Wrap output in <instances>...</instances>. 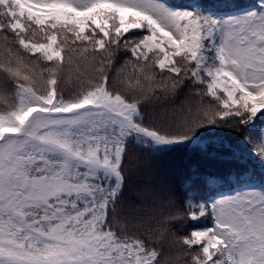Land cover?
Here are the masks:
<instances>
[{
    "label": "snow or ice",
    "instance_id": "1",
    "mask_svg": "<svg viewBox=\"0 0 264 264\" xmlns=\"http://www.w3.org/2000/svg\"><path fill=\"white\" fill-rule=\"evenodd\" d=\"M0 264H264V0H0Z\"/></svg>",
    "mask_w": 264,
    "mask_h": 264
},
{
    "label": "trees",
    "instance_id": "2",
    "mask_svg": "<svg viewBox=\"0 0 264 264\" xmlns=\"http://www.w3.org/2000/svg\"><path fill=\"white\" fill-rule=\"evenodd\" d=\"M180 100H183V96H181ZM177 103H180V101H177ZM143 155L145 159L151 162L152 167L167 180L168 184L172 187L174 195L177 197L182 195L185 181L194 178V174H211L222 171L224 167L220 162L187 154L181 150L159 157H151L147 154ZM139 187V182L131 185L128 189V196L135 197ZM193 190L198 192L199 186ZM190 226H186L185 230Z\"/></svg>",
    "mask_w": 264,
    "mask_h": 264
}]
</instances>
